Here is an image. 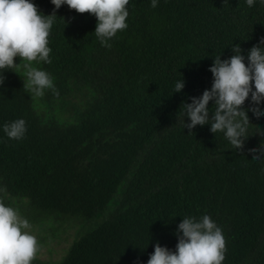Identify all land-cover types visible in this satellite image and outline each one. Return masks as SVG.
Returning <instances> with one entry per match:
<instances>
[{"label": "trees", "instance_id": "trees-1", "mask_svg": "<svg viewBox=\"0 0 264 264\" xmlns=\"http://www.w3.org/2000/svg\"><path fill=\"white\" fill-rule=\"evenodd\" d=\"M45 15L51 0H31ZM128 28L104 47L97 19L63 5L49 37L51 64L34 63L59 95L32 97L23 72L0 86V199L37 223H75L55 262L147 264L155 245L175 251L185 217L208 215L226 238L223 264H264V116L236 150L211 125L190 133L184 104L211 90L215 56H247L264 38L256 0H130ZM19 64L20 60L17 59ZM184 79L182 92L175 83ZM253 90H255L253 86ZM264 112V101L258 106ZM209 118L214 102L209 103ZM24 119L12 140L4 125ZM260 153L257 152V155ZM182 235V233H181Z\"/></svg>", "mask_w": 264, "mask_h": 264}, {"label": "clouds", "instance_id": "clouds-1", "mask_svg": "<svg viewBox=\"0 0 264 264\" xmlns=\"http://www.w3.org/2000/svg\"><path fill=\"white\" fill-rule=\"evenodd\" d=\"M256 0H246L249 7ZM264 4V0H260ZM58 11L63 5L79 14H91L97 19L95 35L104 47L111 48L110 40L118 32L128 28L130 0H51ZM153 8L158 0H151ZM56 11L45 15L31 0H0V86L5 83L4 72H23L24 90L32 97H43L46 90L59 95L53 77L38 69L34 63L51 64L49 37L57 17ZM235 53L227 60L215 56L209 69L213 74L211 90H205L200 98H192L184 104V116L190 123L184 124L191 133L198 125H211V132L223 133L236 150H243L251 127L248 111L244 105L249 98L253 105L250 111L260 118L264 116L259 105L264 101V38L248 53L247 63L239 45L232 47ZM20 63L17 64L16 60ZM253 86L255 90H253ZM184 79L175 83V93L182 92ZM214 102V115L209 118V103ZM252 128V127H251ZM4 132L12 140H22L27 132L26 121L18 119L4 125ZM264 134V132H260ZM255 160L264 156V147L251 150ZM257 152L260 154L257 155ZM5 189H0V192ZM31 225L18 210L6 206L0 199V264H32L40 246L30 233ZM182 233V235H181ZM178 244L175 251L155 245L147 264H223L227 251L222 229L204 215L199 221L185 217L178 226Z\"/></svg>", "mask_w": 264, "mask_h": 264}, {"label": "rangeland", "instance_id": "rangeland-1", "mask_svg": "<svg viewBox=\"0 0 264 264\" xmlns=\"http://www.w3.org/2000/svg\"><path fill=\"white\" fill-rule=\"evenodd\" d=\"M75 223L61 225L37 223L30 228L40 246L36 259L55 262L61 259L68 245L71 243L75 233Z\"/></svg>", "mask_w": 264, "mask_h": 264}]
</instances>
